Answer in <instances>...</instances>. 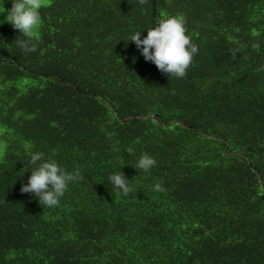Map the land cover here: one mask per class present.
Segmentation results:
<instances>
[{"label":"trees","instance_id":"obj_1","mask_svg":"<svg viewBox=\"0 0 264 264\" xmlns=\"http://www.w3.org/2000/svg\"><path fill=\"white\" fill-rule=\"evenodd\" d=\"M40 12L35 52L0 24V264H264V0ZM166 16L198 47L182 78L128 41ZM33 151L79 169L55 207L20 190ZM119 171L127 196L107 181Z\"/></svg>","mask_w":264,"mask_h":264},{"label":"clouds","instance_id":"obj_2","mask_svg":"<svg viewBox=\"0 0 264 264\" xmlns=\"http://www.w3.org/2000/svg\"><path fill=\"white\" fill-rule=\"evenodd\" d=\"M45 2L46 0H11V6L5 9L4 0H0V13L4 14L0 24L8 22L19 31L22 38H16L14 42L22 52L36 51L35 31L41 22L40 9ZM141 31L131 33L128 41L135 43L145 60L153 62L158 70L170 74V77H184L198 47L187 34L183 18L163 17L155 26L147 28V34L143 38ZM155 164L156 160L152 156L141 154L134 167L147 172ZM26 165V170L30 169L31 174L20 190L30 192L42 207L57 206L68 184L78 180L80 176L79 169L66 171L55 160L46 158L42 151L31 152ZM107 181L124 196L131 191L129 179L121 171L110 174ZM153 190L162 192L164 189L157 182Z\"/></svg>","mask_w":264,"mask_h":264},{"label":"water","instance_id":"obj_3","mask_svg":"<svg viewBox=\"0 0 264 264\" xmlns=\"http://www.w3.org/2000/svg\"><path fill=\"white\" fill-rule=\"evenodd\" d=\"M155 119H158V116H154Z\"/></svg>","mask_w":264,"mask_h":264}]
</instances>
